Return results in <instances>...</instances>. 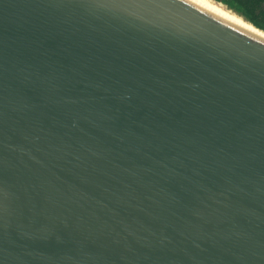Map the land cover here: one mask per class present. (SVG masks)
Segmentation results:
<instances>
[{
    "label": "water",
    "instance_id": "water-1",
    "mask_svg": "<svg viewBox=\"0 0 264 264\" xmlns=\"http://www.w3.org/2000/svg\"><path fill=\"white\" fill-rule=\"evenodd\" d=\"M0 264H264V38L192 0H0Z\"/></svg>",
    "mask_w": 264,
    "mask_h": 264
},
{
    "label": "trees",
    "instance_id": "trees-1",
    "mask_svg": "<svg viewBox=\"0 0 264 264\" xmlns=\"http://www.w3.org/2000/svg\"><path fill=\"white\" fill-rule=\"evenodd\" d=\"M264 32V0H215Z\"/></svg>",
    "mask_w": 264,
    "mask_h": 264
},
{
    "label": "bare ground",
    "instance_id": "bare-ground-1",
    "mask_svg": "<svg viewBox=\"0 0 264 264\" xmlns=\"http://www.w3.org/2000/svg\"><path fill=\"white\" fill-rule=\"evenodd\" d=\"M192 1L202 5L203 7L233 21L239 26L264 38V32L262 30L256 28L254 25L244 20L242 17L236 15L229 9L225 8L223 5L219 4L215 0H192Z\"/></svg>",
    "mask_w": 264,
    "mask_h": 264
},
{
    "label": "rangeland",
    "instance_id": "rangeland-1",
    "mask_svg": "<svg viewBox=\"0 0 264 264\" xmlns=\"http://www.w3.org/2000/svg\"><path fill=\"white\" fill-rule=\"evenodd\" d=\"M216 2H218V1H216ZM219 3V2H218ZM221 5H223L222 3H220ZM225 6V5H224Z\"/></svg>",
    "mask_w": 264,
    "mask_h": 264
}]
</instances>
